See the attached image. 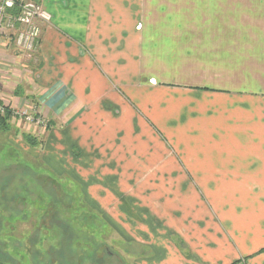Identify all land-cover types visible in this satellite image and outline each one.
I'll use <instances>...</instances> for the list:
<instances>
[{
	"label": "crops",
	"instance_id": "crops-1",
	"mask_svg": "<svg viewBox=\"0 0 264 264\" xmlns=\"http://www.w3.org/2000/svg\"><path fill=\"white\" fill-rule=\"evenodd\" d=\"M39 1L38 49L1 40L0 99L57 125L53 171L91 204L115 177L154 180L123 194L138 264H264V0Z\"/></svg>",
	"mask_w": 264,
	"mask_h": 264
},
{
	"label": "rangeland",
	"instance_id": "rangeland-1",
	"mask_svg": "<svg viewBox=\"0 0 264 264\" xmlns=\"http://www.w3.org/2000/svg\"><path fill=\"white\" fill-rule=\"evenodd\" d=\"M39 108L40 103H32L24 110L36 114ZM6 114L9 116L5 117H10L7 121H3L1 118L5 117L0 115V124L7 125H0L1 129L6 127L7 130L0 131L2 259L12 264H76L78 259H85L84 264H138L139 255H149V250L138 242L143 228L137 224L143 217L123 194L136 189L138 193L148 192L143 187H149L154 180L142 182L139 179L134 184L135 178L115 177L104 186L101 183L99 187L86 189L89 192L97 188L103 190L102 195L93 194L101 197L102 202L91 204L92 200L84 194L85 189L77 180L67 172H54L53 166L43 157L46 136L57 125L53 126L43 115L46 121L43 120V124L47 123V127L34 126L32 124L35 123ZM11 121L14 122L10 124ZM58 129L64 131L66 127L58 126ZM5 133H13L18 146L9 145ZM27 133L39 139L37 146L26 140ZM73 149V153L79 156L81 149ZM188 181L189 187H198L195 180ZM5 185L13 186L12 194H6ZM166 186L162 180L160 184L156 183L158 188ZM155 197L158 198L157 195ZM160 198L165 200L164 191ZM155 204L159 207V198ZM83 212L92 213V221H85ZM0 264L5 263L0 261Z\"/></svg>",
	"mask_w": 264,
	"mask_h": 264
},
{
	"label": "built area",
	"instance_id": "built-area-1",
	"mask_svg": "<svg viewBox=\"0 0 264 264\" xmlns=\"http://www.w3.org/2000/svg\"><path fill=\"white\" fill-rule=\"evenodd\" d=\"M50 22L51 15L39 0H0V44L4 36L19 51L34 53L40 45L43 27ZM8 112L13 118L20 117L22 121L35 123L34 126L47 127L38 110L35 114L12 109L0 100L1 117L7 116Z\"/></svg>",
	"mask_w": 264,
	"mask_h": 264
},
{
	"label": "trees",
	"instance_id": "trees-1",
	"mask_svg": "<svg viewBox=\"0 0 264 264\" xmlns=\"http://www.w3.org/2000/svg\"><path fill=\"white\" fill-rule=\"evenodd\" d=\"M7 109H9V108H7ZM10 110V109H9ZM8 113H10V112H8ZM8 116H9V114H8ZM10 117H5V118H1L3 121H7V119H9ZM2 125H4V126H7L6 124H2ZM28 134V138H26V140L31 144V145H33V146H37V144H38V138H36L35 136H32L30 133H27ZM40 142V141H39ZM55 182V184H57L56 183V181H54ZM63 188V187H62ZM64 189V188H63ZM24 195V194H23ZM25 196V195H24ZM51 198V194H49V199ZM84 213V220L85 221H87V222H90V221H92V213H90V212H83ZM83 257V256H82ZM83 258H85V257H83ZM84 262H85V259H78V262H76V264H84Z\"/></svg>",
	"mask_w": 264,
	"mask_h": 264
}]
</instances>
